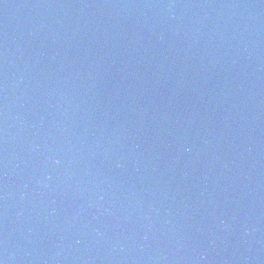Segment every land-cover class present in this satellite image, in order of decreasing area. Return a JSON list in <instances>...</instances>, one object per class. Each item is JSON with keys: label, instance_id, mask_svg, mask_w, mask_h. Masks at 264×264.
Returning <instances> with one entry per match:
<instances>
[{"label": "water", "instance_id": "1", "mask_svg": "<svg viewBox=\"0 0 264 264\" xmlns=\"http://www.w3.org/2000/svg\"><path fill=\"white\" fill-rule=\"evenodd\" d=\"M2 264H264V0H0Z\"/></svg>", "mask_w": 264, "mask_h": 264}, {"label": "snow or ice", "instance_id": "2", "mask_svg": "<svg viewBox=\"0 0 264 264\" xmlns=\"http://www.w3.org/2000/svg\"><path fill=\"white\" fill-rule=\"evenodd\" d=\"M0 264H2V262H0Z\"/></svg>", "mask_w": 264, "mask_h": 264}]
</instances>
